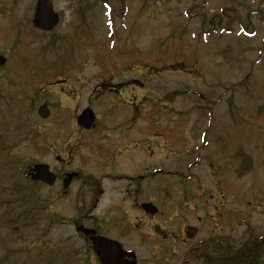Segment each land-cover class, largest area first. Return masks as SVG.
I'll return each instance as SVG.
<instances>
[{
  "label": "rangeland",
  "instance_id": "1",
  "mask_svg": "<svg viewBox=\"0 0 264 264\" xmlns=\"http://www.w3.org/2000/svg\"><path fill=\"white\" fill-rule=\"evenodd\" d=\"M37 1L0 0L7 60L0 66V264H99L76 234L81 215L134 249L139 264H184L187 250L210 235L217 249L259 242L255 259L264 264V0H53L60 23L50 32L31 24ZM119 81L128 82L122 98L107 89ZM43 103L51 110L46 119L37 112ZM87 107L105 134L114 136L111 128L132 114L135 143L153 142L152 167L137 150L138 172L152 175L139 190L162 213L143 218L138 211L133 235L105 217L107 204L93 210L57 199L51 207L57 189L42 190L22 175L30 164L57 168L50 143L70 137L80 148L72 159L62 155L70 162L63 169L94 170L81 142L104 135L78 130ZM242 154L251 163L244 174ZM180 184L188 189L185 207L184 187L170 188ZM189 224L203 228L193 241L173 247L165 240L179 225L191 235Z\"/></svg>",
  "mask_w": 264,
  "mask_h": 264
},
{
  "label": "flooded vegetation",
  "instance_id": "2",
  "mask_svg": "<svg viewBox=\"0 0 264 264\" xmlns=\"http://www.w3.org/2000/svg\"><path fill=\"white\" fill-rule=\"evenodd\" d=\"M132 81L133 80H130L129 85H134ZM127 84L128 82L119 81L117 84H114L113 86L107 89L110 94H115L119 98H122L123 92L126 89H129L127 87ZM106 86H107L106 83L104 84L101 83L99 85V88H104ZM102 92L103 93L98 94V96L100 97L104 96L106 91L103 90ZM132 98L129 97L131 101H132ZM110 109H113V111H115L118 108H116V106H113ZM50 115H51V110H50ZM131 115L132 114L127 115L125 120L120 121L116 126L111 128V130L115 131L114 136L105 134L102 131L103 126L98 127V123H97L98 116H96V120L94 124L89 129H85L81 127L80 125H78L77 120H76V124L79 127L78 130L80 131V133L96 132L98 130L97 133H103L104 135L103 140L97 143L90 142V141L81 142L82 145L84 144L88 145V151L89 152L92 151L93 153L92 154L93 158L91 160L93 164L95 165V167L93 168L94 170H92L91 172H89V170H87L86 168H84L83 170L81 169V170H69V171H66L63 169V167L68 166L70 162L69 160L64 158L62 155L65 153H70V158L72 159L74 149L80 148V143L79 142L74 143L73 138L70 137L67 140L66 139L62 140V138L56 139V141H52L50 143V152L54 155L57 161V166H58L57 168H54V164L49 165L48 163H45L49 165V170L55 176V181L52 185H48L41 180H35L32 178L33 168L35 167V165L40 164V163H36L34 165L30 164L27 167H24V169L22 170L23 177L26 179V181L36 184L37 187L42 190L48 188L49 191H53V189H57L56 196L54 198L48 199V204L51 207H53L56 204L57 199H67L71 203H72V200L73 201L77 200L79 202L78 206H83L85 208L91 207L93 210L95 208H100L102 207V205L107 204L108 215L105 217H107L108 220L112 222H117L119 224V226L121 227L120 233L123 234V236L133 235V233L136 230V219L138 216L137 215L138 211L142 213L143 218L152 217L150 216V214H147L144 211V209L142 208V204L149 203V202H152L154 204L156 203L152 198H149L148 196L147 197L143 196L142 195L143 191L139 190L141 188L140 187L141 180H147L148 181L147 184L150 185L149 177H151L152 175L148 176L147 172L144 173L145 168L142 172L139 173L138 168H137V163H136L137 154L139 151H142L139 154L146 156L143 162L144 167H145V164L147 165V168L152 167L149 163V160H150V157L152 158V155L154 154L153 152L154 148L152 147L153 142L150 140V138L146 137V139L144 138L141 139V145L135 143L137 142V134L133 132V128L135 127L134 125L135 120L131 119ZM103 142H106L107 144L102 146L101 144ZM144 142L150 145L149 149H145V147H143L142 144ZM111 144H114L113 149H111ZM138 148H141V149L137 151ZM143 151L146 153L143 154ZM194 164H196V162ZM70 174H72L71 180L68 183V185L65 186V181L68 175ZM179 174L180 173L178 172V175ZM183 187H184V191L183 190H180V191L183 193L182 203L184 205L185 200L187 198L186 195H187L188 189H186L183 184L176 185L174 186V188L170 186V188L173 189V191H176L177 188L181 189ZM170 191L171 190H167L166 192H163L164 193L162 194L163 197L165 196V194L166 196L168 195L170 197V193H167ZM103 200H105L104 203H101V201ZM156 205L160 206L159 204H156ZM183 209L181 210V213L183 212ZM210 210L211 208H208V211ZM174 211H177V209ZM198 211H200V208H197L192 212L195 215V213ZM112 213H114L115 216L111 215ZM206 213L207 212H205V214ZM56 214L58 215L57 212ZM209 214H208V217L211 218L212 214L210 216ZM103 216H104V213H103ZM173 216L175 215L173 214ZM89 217L91 219L92 216H89V215L82 216L81 215L80 218L76 222H74V227L76 228V234L78 237L82 239L84 243L83 250H85L86 255L88 254V252L92 251L93 254L97 257V254L95 253L94 248H93V241H92L93 235L85 234L84 232L80 231L79 230L80 226L95 230L96 236H101V237L119 241L123 249L125 250L135 251L131 247L127 248L125 244L117 236L109 234L107 232L108 231L107 227H106V230H104L103 227H101L97 223L96 224L94 223L93 225L90 224V222H93L95 220L93 219L88 220ZM190 217L191 216L189 214L184 215V219L186 221H189ZM206 217H207V214H206ZM59 218H57V221L58 220L62 221ZM196 218H197V221L199 222L202 221L201 220L202 217L197 216ZM170 221L174 222L175 220L170 218ZM188 227L195 229V231L191 235H188L186 232H184L181 226L179 225L180 231L179 230L174 231L172 229L166 231L165 240L171 242L173 247L174 246L176 247L179 245L178 244L179 239L181 240V242H184V243L193 241L198 235L199 228L203 229L202 226L196 227V224L195 225L189 224ZM178 233H180V236H178ZM215 245H216V242L212 240V235H210L209 241L199 242V244L193 247L192 249L190 247L187 250V253H186L187 259L185 260L184 264H234L233 263V256H234L233 248L231 249L229 244H227V245L219 246L217 249ZM70 246H71V249L75 251L73 244ZM173 252H175L174 257L179 258L178 256L179 253L176 250V248H173ZM97 259L99 261L98 257ZM139 263L140 261L138 260L137 264ZM99 264H101L100 261H99Z\"/></svg>",
  "mask_w": 264,
  "mask_h": 264
},
{
  "label": "water",
  "instance_id": "3",
  "mask_svg": "<svg viewBox=\"0 0 264 264\" xmlns=\"http://www.w3.org/2000/svg\"><path fill=\"white\" fill-rule=\"evenodd\" d=\"M58 22L59 15L54 10L53 0H38L35 5V12L32 19L33 26L44 31H50L58 24ZM5 62L6 59L0 55V65H4ZM135 83L141 85L139 81H135ZM38 111L43 118L49 116V109L46 104H43ZM77 121L80 126L89 129L95 121V114L92 109L87 108L81 115H79ZM71 177L72 174L68 175L65 181V186L68 185ZM32 178L35 180H41L49 185H52L55 181V176L49 170L47 164H37L34 167ZM143 208L152 214L157 212V208L153 206L152 203L143 204ZM79 230L85 234L93 235V248L99 257L101 264H136V253L133 251H124L119 242L105 237L96 236L95 230L83 226H80ZM130 257L133 258L132 261L128 260Z\"/></svg>",
  "mask_w": 264,
  "mask_h": 264
},
{
  "label": "trees",
  "instance_id": "4",
  "mask_svg": "<svg viewBox=\"0 0 264 264\" xmlns=\"http://www.w3.org/2000/svg\"><path fill=\"white\" fill-rule=\"evenodd\" d=\"M243 156V161L240 169V174H244L251 168L248 155ZM255 245L240 249L234 252L233 263L234 264H258V260L255 259L259 256V242L254 243ZM255 256V257H254Z\"/></svg>",
  "mask_w": 264,
  "mask_h": 264
}]
</instances>
